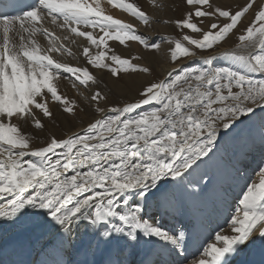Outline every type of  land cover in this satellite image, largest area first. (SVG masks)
Wrapping results in <instances>:
<instances>
[{
    "label": "snow or ice",
    "instance_id": "snow-or-ice-1",
    "mask_svg": "<svg viewBox=\"0 0 264 264\" xmlns=\"http://www.w3.org/2000/svg\"><path fill=\"white\" fill-rule=\"evenodd\" d=\"M105 3L145 26L152 23L136 3ZM10 6L13 11L0 10V221L33 217L36 227L47 226L55 236L48 247L60 256L52 264H229L242 249L264 245V162L258 181L244 186L230 231L215 232L213 242L191 260L188 229L165 228L146 212L153 203L168 211L164 206L177 191L198 197L211 181L204 169L221 132L227 135L257 111L264 114V78H255L264 77V6L255 11L254 0H246L232 10L214 0H186L188 14L175 20L176 27L199 38L168 39L172 62L227 44L236 32L242 33L239 44L201 57L200 66L173 68L142 86L140 98L107 108L108 94L91 90L101 84L99 73L119 78L150 73L135 62L141 57L129 52L125 58L109 41L136 42L155 52L160 43L106 14L102 0H10L0 7ZM152 7L165 5L152 0ZM249 13L254 19L244 24ZM208 18H214L210 28L198 26ZM66 44L77 47L83 63L72 66L65 59L78 58ZM220 57L231 63L215 64ZM64 81L93 117L79 132L50 135L35 146L29 125L43 130L44 119L54 117L53 106L76 115L77 100L60 91ZM144 106L152 107L141 110ZM261 123L264 127V117ZM30 242L23 237L10 246L23 250ZM148 243L152 248L144 254L141 247Z\"/></svg>",
    "mask_w": 264,
    "mask_h": 264
},
{
    "label": "bare ground",
    "instance_id": "bare-ground-1",
    "mask_svg": "<svg viewBox=\"0 0 264 264\" xmlns=\"http://www.w3.org/2000/svg\"><path fill=\"white\" fill-rule=\"evenodd\" d=\"M149 1L150 0H133V2L130 3H136L142 9L146 10L152 17V20H155V22L157 20V24L155 22V24L151 23L154 28L157 29L158 32L164 33L162 35H165V33L167 34V32H170V27L167 25V22L163 24L165 17H160V15L163 16V11L161 12L160 10L159 12L157 11L158 9L152 8ZM165 1H169L168 6L172 7L170 4H173V0ZM124 2L129 3V1L126 2L125 0ZM102 6L105 7L106 14L113 15L116 19H123L125 20L124 22L132 23L139 33L149 38L156 37L154 33L156 30L154 28H152V30L144 29L145 27L143 28V24L134 17H131L129 13H125L119 8H113L111 5L106 4L105 0H102ZM247 17L250 16L248 15ZM135 25H137V27ZM154 40H157L160 44L165 42L160 41L157 37ZM128 43L131 44V48L127 47ZM113 45H116V47H113ZM166 45L163 46V48L161 47L158 53H154L153 51L144 49L142 45H138L136 42H126V45L120 46L118 42L109 41V46L113 47V49L118 48L125 53L131 51L140 53L143 57V63L147 62L149 65L150 63L155 65L157 71L163 76L161 79L167 75L168 71L180 65L188 63V66H200L202 63L201 57L236 47V45L233 47L220 45L216 50L208 54H197L183 61L179 60L177 63H170L168 57L164 55V53L167 52L164 51L167 49ZM66 46L71 47L74 52H77L78 58L73 59L71 56H66L65 59L70 62L72 66H76L78 62L83 63V58L79 55L77 47L67 44ZM253 51L255 52L257 50ZM214 63L217 65H227L231 63V61L220 57ZM148 76H150V73H142L132 77L125 76L127 82H118L113 79L115 77H110L105 71L98 74L101 84H99V86H93L91 90L94 92L97 89L101 90L109 87V89H115L129 98H133L135 97L133 96L134 93L129 87L139 88L138 85L147 81ZM255 78L262 79V77L257 74ZM60 91L69 98L76 99L79 107L76 109V115L73 116L72 114L63 113L62 110H57L53 106L52 110L54 112V117L44 119V130L49 135L58 134L59 127L64 129L67 135L73 132H79L82 128L87 126V123H89L93 117L89 105L83 102L82 97L77 92L76 88L72 87L70 81H64ZM81 92H83L84 95H89V92L83 88H81ZM151 107L152 106H144L141 110H148ZM258 112L259 111H257L255 117L261 122L260 119H262V117L260 118V112ZM28 130L29 133L34 136L42 134L41 130L35 129L33 125H29ZM261 131L258 130V134H245L240 132L236 127L229 133L231 134V139L227 138L224 140L225 148L220 150L219 148L216 149L213 159L209 161L207 168L204 169L208 172V175L211 176V181L207 183V186L198 197H189L177 191L174 195L170 194L164 206L168 211H164V209L156 203H153L150 208L146 209L147 217L159 220L165 228L172 229L183 225L185 228L191 229L194 243L187 250L190 260L195 254L202 250L201 245L205 246L206 243L213 242L215 232L223 231L227 234L230 231L229 225L231 215H229V211L232 209L231 204L238 203L239 199L242 198L244 186L250 179L258 181V169L261 166L262 159H264V154H261V150L256 148L255 144H264V135ZM224 135L225 134L221 132L217 145L221 144V138L224 137ZM241 171H243V173H241ZM252 172L255 175L253 174L251 176ZM191 179L193 181L199 179V173L195 174ZM205 179L207 180V177ZM169 191L171 193L172 190L169 189ZM236 206L237 205H235L234 208ZM155 210L161 211L162 216H155V214H153ZM28 211L31 212L32 210ZM31 218L34 221H30L28 217L19 220L16 232L10 235L5 231V229H8V226L3 228L0 234V264H52L53 261L60 258L56 251L48 247V244L55 239L54 233L51 232L47 226L36 227L35 218ZM83 223L84 222L81 223V228L83 227ZM0 224L4 225L5 222L0 221ZM23 237L31 238L30 244L23 250L13 249L10 246L13 240ZM78 240H80V237H78ZM151 248V243L143 244L141 252L147 254ZM67 256L70 260L74 259L72 252H68ZM79 258L83 259L84 257L81 256ZM88 258L91 259L92 257ZM95 259L99 261L101 256L97 255ZM229 264H264V245L257 242L248 249H242L239 254L233 256V259L229 260Z\"/></svg>",
    "mask_w": 264,
    "mask_h": 264
},
{
    "label": "rangeland",
    "instance_id": "rangeland-1",
    "mask_svg": "<svg viewBox=\"0 0 264 264\" xmlns=\"http://www.w3.org/2000/svg\"><path fill=\"white\" fill-rule=\"evenodd\" d=\"M126 2H128L129 1V3L130 2H133V0H125ZM226 1H228V2H226ZM214 0V2L215 3H217V4H221V3H223V4H225V5H229V6H231V9L232 10H235V9H237L238 7H240V6H242L245 2H246V0ZM159 2L160 3H162V4H164L165 5V8L163 9V10H161V9H158L157 11H159L160 12V10H161V12L163 11V16L162 15H160V17H165V19H164V21H163V24L164 23H166L167 22V25H169V27H170V32H167V34L165 33V35H162V34H164V33H162V32H158L157 31V29H155L154 28V26H153V24H155L156 22H157V20H156V22H155V20H152V23L153 24H150L149 26H144L143 25V28L144 29H150V30H152V28H154L155 30V35H156V37L160 40V41H162V42H164V43H161L160 45H161V47L163 48V46H165L166 44V50H164L166 53H164V55H166L167 57H168V60L170 61V63H177L179 60L180 61H183V60H185L186 58H180L177 62H172L171 60H170V58H169V56H170V45H169V43H168V39H172V40H175V39H182V36L184 35V34H190V35H193L195 38H199V37H197L196 36V34H193V33H191V30H188V29H185V30H181V29H179V28H177L176 27V24H175V20L178 18V17H180L181 15H184V16H187V11L185 10V4H186V0H173V4H170V6L172 5V7H169L168 6V2L169 1H163V0H159ZM210 2H213V0H210ZM149 4H150V6L152 7V0H150L149 1ZM167 4V5H166ZM256 6H264V0H254V10L255 11H258V7H256ZM189 8L191 7V6H188ZM153 8V7H152ZM194 11V10H193ZM156 12V11H155ZM159 12H157V13H159ZM250 17H247V18H244V20H243V22H244V24H249L250 23V21L251 20H253L254 19V15L252 14V13H249L248 14ZM247 15V16H248ZM197 19V21H199V20H201L202 18H196ZM212 19H214V18H208V19H206L205 20V22H204V24H199L198 23V26L199 27H203V28H205L206 30L208 29V28H210V20H212ZM122 21H125V20H123V19H121ZM223 21V18H221V22ZM155 22V23H154ZM158 22H159V20H158ZM127 23V22H126ZM169 23V24H168ZM157 24V23H156ZM136 27H137V25H135ZM239 27V26H238ZM235 31V30H234ZM151 32V31H150ZM157 33V34H156ZM240 34H242L241 32H236V35L235 36H232L231 34H230V36H231V39H229L228 40V43L227 44H220V45H222V46H230V47H233V46H235V45H237V44H239V35ZM146 36V35H145ZM159 36V37H158ZM155 37V36H154ZM156 37L155 38H153V37H151V38H149V37H147V38H149L150 39V41L151 40H154V39H156ZM161 37H163L164 39L163 40H161L160 38ZM157 41V40H156ZM157 43H160V42H158L157 41ZM186 43V42H185ZM165 44V45H164ZM219 45V46H220ZM189 47H193V46H189ZM217 47L218 46H214L213 47V49H210V50H196V52H197V54L198 55H204V54H208V53H210L211 51H214V50H216L217 49ZM114 51H116L117 52V54H121V55H124L125 56V58H127V54L129 53V52H127V53H125V52H122L120 49H118V48H114L113 49ZM153 51V50H151V49H148V51ZM258 51V50H257ZM154 53H156L155 51H153ZM158 53V52H157ZM131 54H132V56H139V57H141L142 59H139L138 61H135V62H137V63H139L141 66H146V67H149L150 68V76H148V79H147V81H145L143 84H140V85H138V87L139 88H137V87H129V89L130 90H132L133 91V93H134V95L133 96H135V97H133V98H129L128 96H126V95H124L122 92H119V91H117V90H115V89H109V87L108 88H103V87H101V88H103V89H101V91H102V93H107L108 94V98H109V102H108V104L106 105V108L107 107H112V106H116V105H122L124 102H126V101H131V100H135V99H138V98H140L139 97V95H138V90L139 89H141V87L142 86H146V84L148 83V82H151V81H154V80H157V79H161L163 76H162V74L160 73V72H158L157 71V68L155 67V65L154 64H151L150 63V65L147 63V62H144L143 63V57H142V55L140 54V53H137V52H132L131 51ZM254 54H255V52H254ZM142 61V62H141ZM184 65H188V63H186V64H184ZM191 66H194V65H191ZM257 75H259V74H257ZM260 76V75H259ZM261 77V76H260ZM113 78V77H112ZM262 78H264V77H262ZM114 80H116V81H118V82H127V80H126V78H125V76H123V78H119V77H115V78H113ZM257 79V78H256ZM99 86V85H98ZM108 89V90H107ZM127 97V98H126ZM259 113V112H258ZM262 115V116H261ZM261 117H264V114H261L260 113V118ZM260 121L262 122V119H260ZM261 122H259V120L257 119V117H253L251 120H245L242 124H240V125H238L237 126V129L240 131V132H242V133H257L258 134V130L259 131H261L262 132V134L264 135V127H262V123ZM58 134H56V135H54L55 137H57V138H66V136H67V134H66V131L64 130V129H62L61 127H59L58 128ZM42 133V134H41ZM41 135H33L34 137H35V140L33 141V143H34V145L35 146H40V141L43 139V140H47L48 139V137L50 136L49 134H47L46 133V131L43 129V130H41ZM40 137V138H39ZM231 139V134H227V135H224V137H222L221 138V144H219V145H217V149L219 148V150L220 149H224L225 148V143H224V140L225 139ZM255 147L256 148H259V150H261V154H264V144H255ZM262 162H264V159H262V161H261V163ZM241 173H243V171H241ZM254 173L252 172L251 173V176L253 175ZM173 184H175V182H172ZM235 200V199H234ZM234 200H233V202H234ZM235 204V203H234ZM234 204H231V210L229 211V214L231 215L232 214V212L234 211L233 209H234V206L235 205H237L238 203H236L235 205ZM153 214H155V216H162V212L161 211H158V210H155V212L153 211ZM231 217V216H230ZM29 218V220L30 221H34L31 217H28ZM17 225H18V222L17 223H14V224H9V223H6L5 222V224L4 225H2V224H0V234L2 233V231H3V228L4 227H6V226H8V229H5V231L6 232H8V235H10V234H12V233H15L16 232V227H17ZM222 228V227H221ZM2 242V241H1ZM201 247H203V245H201ZM190 257V256H189ZM193 258H194V256H193ZM193 258H191V259H193ZM233 259V258H232ZM190 260V259H189Z\"/></svg>",
    "mask_w": 264,
    "mask_h": 264
}]
</instances>
